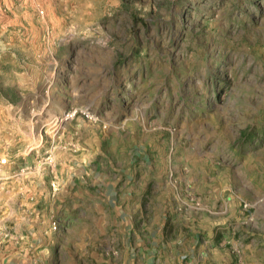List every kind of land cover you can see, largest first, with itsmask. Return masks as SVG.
I'll return each mask as SVG.
<instances>
[{"label": "rangeland", "instance_id": "1", "mask_svg": "<svg viewBox=\"0 0 264 264\" xmlns=\"http://www.w3.org/2000/svg\"><path fill=\"white\" fill-rule=\"evenodd\" d=\"M0 264H264V0H0Z\"/></svg>", "mask_w": 264, "mask_h": 264}, {"label": "built area", "instance_id": "2", "mask_svg": "<svg viewBox=\"0 0 264 264\" xmlns=\"http://www.w3.org/2000/svg\"><path fill=\"white\" fill-rule=\"evenodd\" d=\"M7 162H8V160H7V159H4V160L1 161V164H2V165H6Z\"/></svg>", "mask_w": 264, "mask_h": 264}]
</instances>
